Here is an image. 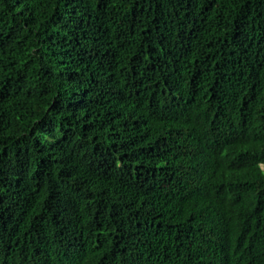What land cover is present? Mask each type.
<instances>
[{"label":"trees","instance_id":"1","mask_svg":"<svg viewBox=\"0 0 264 264\" xmlns=\"http://www.w3.org/2000/svg\"><path fill=\"white\" fill-rule=\"evenodd\" d=\"M0 250L264 264V0H0Z\"/></svg>","mask_w":264,"mask_h":264},{"label":"clouds","instance_id":"2","mask_svg":"<svg viewBox=\"0 0 264 264\" xmlns=\"http://www.w3.org/2000/svg\"><path fill=\"white\" fill-rule=\"evenodd\" d=\"M3 247H4L3 250L5 251V253H10V248H8L6 245H4ZM16 261L17 262H24V260H22V259H19V260H16Z\"/></svg>","mask_w":264,"mask_h":264}]
</instances>
